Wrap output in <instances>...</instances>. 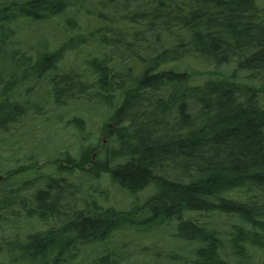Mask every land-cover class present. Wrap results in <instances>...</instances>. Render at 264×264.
Instances as JSON below:
<instances>
[{
    "label": "trees",
    "instance_id": "trees-1",
    "mask_svg": "<svg viewBox=\"0 0 264 264\" xmlns=\"http://www.w3.org/2000/svg\"><path fill=\"white\" fill-rule=\"evenodd\" d=\"M196 58L234 69L195 84ZM122 231L182 241L167 263L264 264V0H0V264H161L111 251Z\"/></svg>",
    "mask_w": 264,
    "mask_h": 264
},
{
    "label": "rangeland",
    "instance_id": "rangeland-1",
    "mask_svg": "<svg viewBox=\"0 0 264 264\" xmlns=\"http://www.w3.org/2000/svg\"><path fill=\"white\" fill-rule=\"evenodd\" d=\"M55 33H57V30L53 31V34ZM25 35L28 36L30 34L26 33ZM25 39L27 40V42L31 43L33 46L37 45L39 47L38 38L34 36H32V38L25 37L22 39V41L26 43ZM56 39H59V42L63 41V40H60V38H56ZM26 45L28 44L26 43ZM24 47L26 48L28 46H24ZM81 60L82 59H79L77 62L78 63L82 62ZM182 67H184L186 70H188L192 74V82L195 84H200L204 80L209 79V78L213 79V78L227 76L234 69L233 65L217 67L200 58L184 61L182 62V65H180V70ZM46 89L47 88L43 84L39 85L36 91L31 95L30 101L32 102L34 106L39 107L41 104L45 102V98L47 95ZM59 113H60L59 116L56 115L53 117L54 120H57L60 118L61 115H64L63 110L60 111ZM98 116L99 117H96L94 119L97 123H94L93 136L97 135L96 143L100 144L101 142L104 143L107 141L101 135V128L103 126V115L98 114ZM39 123L41 124V128H38V131L34 135L35 139L32 140L31 144L33 146L39 145V147H41V150L45 152L44 147L48 145L52 140H56V139L53 137V134L48 129V127H50L49 124L45 122H39ZM35 127H36L35 125H29L28 129L33 131L34 129H36ZM63 133H64L63 140H72L71 137H72L73 132L71 130L69 129L64 130ZM63 140L61 139V141ZM40 165L43 166L44 164L41 163ZM110 189H112V192L110 193V196H109L110 201L120 206L121 209H126L128 207V197L126 196V194L121 192L115 186H112ZM146 195L147 193L145 192L141 194V196H146ZM125 233H126L125 231H122V232H118L114 234L111 241H109V248L111 251H113L115 247H118V249H120L119 245L121 244V249L122 248L127 249L124 252V256L125 257L131 256L129 259L130 262H134L132 260L133 257L139 256L136 259V262L142 263V257L138 254L139 253L143 254L145 252L152 251L151 253H153V255H159V258H162L161 260H158L159 263L173 264L170 261L169 263L163 261V258H165L163 253H166V252L167 253L175 252L179 254L185 253L184 252L185 244L182 241L174 240L172 237H168L166 235H162L157 232L151 235L141 234L138 236L136 234H133L132 232H128L127 234ZM118 241H120L121 243ZM84 251L86 250L84 249ZM87 252L88 253L86 252L81 253V255L79 256L76 262L77 264H89L91 260L96 256V254L92 255L91 252L89 251ZM23 264H26V263H23Z\"/></svg>",
    "mask_w": 264,
    "mask_h": 264
}]
</instances>
